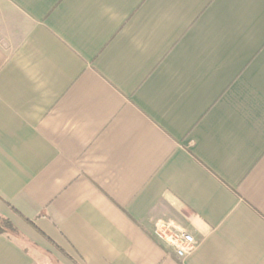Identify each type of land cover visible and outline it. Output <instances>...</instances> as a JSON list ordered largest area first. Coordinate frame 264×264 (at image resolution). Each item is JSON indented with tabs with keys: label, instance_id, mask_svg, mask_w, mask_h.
<instances>
[{
	"label": "crops",
	"instance_id": "crops-1",
	"mask_svg": "<svg viewBox=\"0 0 264 264\" xmlns=\"http://www.w3.org/2000/svg\"><path fill=\"white\" fill-rule=\"evenodd\" d=\"M0 217V264H264V0H0Z\"/></svg>",
	"mask_w": 264,
	"mask_h": 264
},
{
	"label": "built area",
	"instance_id": "built-area-1",
	"mask_svg": "<svg viewBox=\"0 0 264 264\" xmlns=\"http://www.w3.org/2000/svg\"><path fill=\"white\" fill-rule=\"evenodd\" d=\"M153 234L159 242L173 249L179 257L185 256L197 245L193 235L176 225L168 224L155 227Z\"/></svg>",
	"mask_w": 264,
	"mask_h": 264
},
{
	"label": "trees",
	"instance_id": "trees-1",
	"mask_svg": "<svg viewBox=\"0 0 264 264\" xmlns=\"http://www.w3.org/2000/svg\"><path fill=\"white\" fill-rule=\"evenodd\" d=\"M8 231H14L12 224L8 220L0 217V233H6Z\"/></svg>",
	"mask_w": 264,
	"mask_h": 264
}]
</instances>
